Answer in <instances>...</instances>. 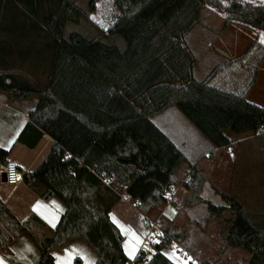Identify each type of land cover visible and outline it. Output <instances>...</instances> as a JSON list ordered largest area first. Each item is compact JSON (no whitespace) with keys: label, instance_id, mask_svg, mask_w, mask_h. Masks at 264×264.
Returning <instances> with one entry per match:
<instances>
[{"label":"trees","instance_id":"obj_1","mask_svg":"<svg viewBox=\"0 0 264 264\" xmlns=\"http://www.w3.org/2000/svg\"><path fill=\"white\" fill-rule=\"evenodd\" d=\"M97 1L84 11L81 0H0V92L13 100L39 98L17 141L29 149L45 135L55 141L43 163L23 181L41 198L55 197L66 206L51 236L40 241L30 231L37 218L20 222L0 199V254L12 256L14 241L27 236L40 250V264H57L53 250L80 238L95 251L98 264H175L162 253L173 241L186 239L174 221L165 227L166 238L155 246L150 260L142 251L131 262L124 236L110 216L123 202L117 189L125 185L124 194L139 200L137 208L144 214L167 205L165 193L179 184L176 173L185 157L151 119L170 106L218 149L230 144L226 130L242 135L263 128L264 106L247 97L257 81L264 44L255 40L242 56L218 61L201 78L187 39L200 25L210 28L205 23L207 7L225 14L215 36L229 25L264 31V4L116 0L122 16L103 31L90 19ZM20 10L25 15L16 19ZM84 22L89 25L86 31L67 34L71 25ZM117 37L124 44L115 45ZM28 62L45 78V86L21 74L20 65ZM10 153L0 148V167ZM108 176L115 180L106 184ZM206 181L201 170L190 167L189 180L182 182L190 194L179 213L205 205L207 214L197 222L204 229L232 212V224L220 227L225 243L247 251L248 264H264V224L245 212L234 196L217 192L223 206L206 200ZM258 216L264 222V213Z\"/></svg>","mask_w":264,"mask_h":264},{"label":"crops","instance_id":"obj_2","mask_svg":"<svg viewBox=\"0 0 264 264\" xmlns=\"http://www.w3.org/2000/svg\"><path fill=\"white\" fill-rule=\"evenodd\" d=\"M115 1L98 0L96 3V13H92L95 14L96 20L92 19V21L103 31L110 29L122 16ZM255 1L264 4V0ZM102 2L106 3V6H103L106 9L104 13L100 12ZM17 15L19 17L16 19H21L25 13L20 10ZM207 17L206 15L205 20ZM206 24L212 29L200 25L192 31L187 39L190 48L197 55L198 67L196 71L201 78L206 77L215 67L216 63H213V59L234 61L242 56L255 40L264 44V31L229 25L221 35L215 36L212 32L215 27ZM263 72L264 59L256 84L247 97L251 103L256 104L249 97L258 87L260 74ZM33 83L35 82L33 81ZM0 102L6 106V108L0 107V145H2L0 148L11 151L8 160L25 165L28 172H31L43 163L55 142L51 137L45 135L35 149H29L17 141L28 122L29 112L37 107L39 98L33 96L25 100H13L7 94L0 92ZM10 108H17V111L12 112L9 110ZM151 121L185 157V161L176 173L180 185L174 187L177 193L173 195V203L152 209L148 214H144L132 206V200L129 201L130 204H126L123 200L113 208L110 216L124 236L123 248L131 262L142 251L146 252L149 260L154 256L157 244L148 245L145 243L148 238V222L151 217H154L156 220L164 218L169 223L174 221V227H181L186 233V239L183 242L173 241L169 246L170 249H164L162 253L173 263L180 264L176 261L175 256L177 252H181L182 255L189 256L190 260L185 258V263L196 264L198 261L186 249V247L189 249L187 226L196 227L199 229L197 231L205 234L208 224L205 229H202L192 216L196 215L199 221L206 216L207 209L202 204L184 208L179 213L185 197L190 194L182 187L183 178L187 175L190 167L196 166L204 173L207 180L203 191V197L206 200L217 206H223L225 202L217 192L237 198L242 190L244 194L240 195L247 202L245 204L248 207L251 206L255 211L249 210L264 213V126L258 133L249 132L236 136L232 133L229 134L230 130H226L225 136L229 139L230 144L225 148L218 149L175 106H170L156 114ZM182 169L184 170L182 177H179L178 173ZM1 176L2 172H0V199L11 213L22 223L33 217L37 218L31 222L30 231L40 241L44 236H51L66 211L65 204L55 197L49 200L41 198L23 180L19 185L11 186L4 182ZM180 179H182L181 183ZM257 197H261V199L256 204L252 202L253 199L250 201L251 198ZM241 204L246 211L247 206L244 203ZM170 205L175 208L173 213H168ZM182 212L191 216V220H187ZM183 219H185V224H182ZM12 251L13 255L8 257L10 260H4V256L0 254L2 264H13L11 259L25 262L24 264H40V250L27 236L16 239L12 245ZM69 253H72L70 264H89V261L98 264V256L95 251L80 238L73 239L65 248H55L52 255L57 264H68Z\"/></svg>","mask_w":264,"mask_h":264},{"label":"rangeland","instance_id":"obj_3","mask_svg":"<svg viewBox=\"0 0 264 264\" xmlns=\"http://www.w3.org/2000/svg\"><path fill=\"white\" fill-rule=\"evenodd\" d=\"M91 2H92V0H81V8L84 11H87ZM224 3L226 4V2H224ZM102 4L103 5L101 6L100 12L104 13V11H106V9L103 8V6L105 7L106 3L102 2ZM206 11H207L206 15L208 17H207V20H205V21H207L206 23L211 24L213 27H215V29L212 30V32H216L217 30H219L221 28L225 14L222 12H218L214 8H211V7H207ZM90 19L96 20L95 14L94 15L91 14ZM84 26L88 27L89 25L87 23H85L84 25L83 24L82 25H71L69 27V30L67 31V34H69L68 32H78V33L81 32V33H83L84 31H86ZM115 40H116L115 45L124 44V42L121 38L117 37ZM217 62H218L217 60L213 59L214 64ZM30 67H31V65L29 62L22 64V66L20 65L19 68H21L20 69L21 74L23 76L28 77L30 80H32V82L34 81L36 85H39L42 87H43V85L45 86V78H40L38 75H36L35 71ZM249 99L251 101H254L256 104H259V106L260 105L264 106V72L262 74H260L258 87L256 88L255 91H253V93H251ZM0 107L6 108V106H4L2 104V102H0ZM9 110L12 112H16L17 108H10ZM11 117H12V115H11ZM231 133L232 132H230L229 134H231ZM233 135H235V134H233ZM183 171H184L183 169L181 171H179V173H178L179 177H182ZM186 177H187V175H185L183 179L185 180ZM181 180L182 179H180V183H181ZM179 185L180 184H178L177 186H179ZM174 189H176V188H174ZM117 190H118V192H120L122 194V198L126 202V204L129 203V201L127 199L129 196L124 194V192H123L124 189L122 187H120ZM240 194L243 195L244 191L241 190ZM240 194L237 196V198L240 200V202L244 203V204L247 203L242 198L243 196H241ZM260 199H261V197L251 198L250 201L252 200V202L254 204H256L257 202L260 201ZM249 209L253 210L251 206L250 207L247 206L245 212H247L249 214L253 213L251 216L255 219V221L256 220L259 221L260 225H261V223L264 224V222L258 216V214H262V212H259V213L257 211L252 212ZM174 211H175V208L170 205L168 207V213H173ZM253 211H255V210H253ZM182 213H183L182 215L185 218H187V220H191V216H189L186 212H182ZM233 216H234V214L232 212H226L224 215H222L220 217L219 220H212V221L208 222L205 234H202L201 231H197L199 229H196V227L187 226V232H188L187 245H188L189 249L187 247H186V249L189 252H191L192 256H194L196 258V260L198 261V263H196V264H204L203 263L204 260H207L211 264H214V263H217V264H248V262L250 261L251 255L247 251H244L242 249H237V248H234L230 245H227L225 243L224 239L222 238L221 233H220V227L221 226L228 228L232 224ZM192 217L195 220V222H198V218L196 217V215H194ZM158 220L162 221L165 224L164 227H167V225L169 224V222L166 221L164 218H161ZM158 220H156V218H154V217H151V221H158ZM182 224H185V219L182 220ZM204 229H205V227H204ZM156 244L157 243H155L154 245H156ZM182 254L183 253H181V252L180 253L177 252L175 259L180 264H187V263H185V258H188L189 256L182 255ZM188 260H190V259L188 258Z\"/></svg>","mask_w":264,"mask_h":264},{"label":"built area","instance_id":"obj_4","mask_svg":"<svg viewBox=\"0 0 264 264\" xmlns=\"http://www.w3.org/2000/svg\"><path fill=\"white\" fill-rule=\"evenodd\" d=\"M0 172L5 173L6 174V183L11 185V186H16L19 185L20 182L23 180V176L28 172L27 168L25 165L20 164L18 162L15 161H11L8 160L6 164L2 165L0 167ZM189 173L190 170L187 173V177L185 178V180H189ZM106 174L103 173L102 177H105ZM115 180V176L112 177H107L105 179V183L108 184L112 181ZM123 189H126V186H122ZM177 193V190L172 188V190L167 191L165 193V198L167 201V204H170L173 202V195ZM128 201L132 200V206L134 208H137V205L140 204V201L137 199H132L130 197L127 198ZM147 230H148V238L146 239L145 243L148 245H153L155 243H161L165 240L166 238V233L164 230V223L160 220L158 221H149L148 225H147ZM167 250L170 249V247L168 246L166 248ZM10 258V257H9ZM8 257H3L4 260H10ZM11 262L13 264H24L25 262L19 261V260H15V259H11Z\"/></svg>","mask_w":264,"mask_h":264},{"label":"snow or ice","instance_id":"obj_5","mask_svg":"<svg viewBox=\"0 0 264 264\" xmlns=\"http://www.w3.org/2000/svg\"><path fill=\"white\" fill-rule=\"evenodd\" d=\"M0 146H2V145H0ZM53 203H55V202H53ZM53 226H54V225H53ZM68 255H69V261H68V264H70V260H71V258H72V253H69ZM0 264H2V261H0ZM89 264H94V261H89Z\"/></svg>","mask_w":264,"mask_h":264},{"label":"water","instance_id":"obj_6","mask_svg":"<svg viewBox=\"0 0 264 264\" xmlns=\"http://www.w3.org/2000/svg\"><path fill=\"white\" fill-rule=\"evenodd\" d=\"M1 178L4 180V182H6V174L5 173H2Z\"/></svg>","mask_w":264,"mask_h":264}]
</instances>
